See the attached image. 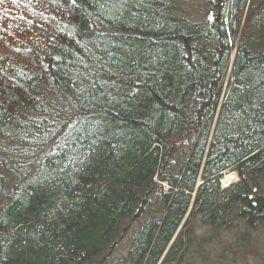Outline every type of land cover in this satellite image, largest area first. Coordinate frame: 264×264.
I'll return each instance as SVG.
<instances>
[{
  "label": "trees",
  "instance_id": "1",
  "mask_svg": "<svg viewBox=\"0 0 264 264\" xmlns=\"http://www.w3.org/2000/svg\"><path fill=\"white\" fill-rule=\"evenodd\" d=\"M198 1L0 0V264H233L261 243L264 0Z\"/></svg>",
  "mask_w": 264,
  "mask_h": 264
},
{
  "label": "rangeland",
  "instance_id": "2",
  "mask_svg": "<svg viewBox=\"0 0 264 264\" xmlns=\"http://www.w3.org/2000/svg\"><path fill=\"white\" fill-rule=\"evenodd\" d=\"M189 1V6H190V11H193L195 12L194 14H196L199 10L202 11L203 9H205V5L202 4L201 1H198V0H188ZM208 11V10H207ZM214 17V16H213ZM247 21V15L245 14L242 18V21L240 23V29H239V33H238V36L236 38V43L234 42V45H233V50H232V54L230 56V61H229V64H228V69L226 70L225 74H224V78H223V82L221 84L222 86V90L225 91V92H228L230 86L232 85V68H233V62H234V59H235V50H236V46H237V42H239V39L242 35V32L244 33V27H245V24ZM223 99V95L221 96V100ZM219 114V111L216 110L215 112H213L212 114H210V116L208 117L207 119V122H206V125L204 127V134L205 132H207V129H208V126L209 124L211 125L212 124V120H211V117H215ZM213 115V116H212ZM211 122V123H210ZM210 133V132H209ZM210 135V134H209ZM229 175H232L234 176L233 177V180L228 182L227 184L223 182V178L224 177H227ZM220 181V186L221 188H226L228 187L231 183L237 181V176H236V173L235 172H226L223 174V176L221 177V179L219 180ZM223 237H225L223 235ZM253 237V236H252ZM254 237H256L258 240L261 241L260 244H256L255 246V250H247L248 247H251V245H249V243L244 240L243 244L242 245H245V249H244V252L246 251V255H242L240 258L238 256H233V258L230 259L231 263L233 264H240V262L244 263V264H257V262L255 261L256 259V256L254 254V251H257L259 250L260 253H258L260 256L261 255H264V234L263 232L259 231L256 235H254ZM248 238V237H247ZM258 257V256H257ZM259 260H261V257H258Z\"/></svg>",
  "mask_w": 264,
  "mask_h": 264
},
{
  "label": "water",
  "instance_id": "3",
  "mask_svg": "<svg viewBox=\"0 0 264 264\" xmlns=\"http://www.w3.org/2000/svg\"><path fill=\"white\" fill-rule=\"evenodd\" d=\"M212 13H213L212 10L209 11V14H208L207 17H206L209 23H212L213 20H214V17H213V15H212Z\"/></svg>",
  "mask_w": 264,
  "mask_h": 264
},
{
  "label": "bare ground",
  "instance_id": "4",
  "mask_svg": "<svg viewBox=\"0 0 264 264\" xmlns=\"http://www.w3.org/2000/svg\"><path fill=\"white\" fill-rule=\"evenodd\" d=\"M233 177L234 176H232V175H229V176H227V177H224L223 178V182H224V184L226 183H228V182H230V181H232L233 180Z\"/></svg>",
  "mask_w": 264,
  "mask_h": 264
}]
</instances>
